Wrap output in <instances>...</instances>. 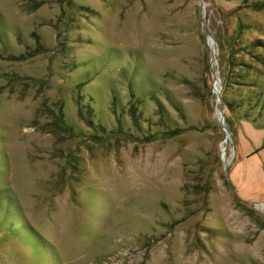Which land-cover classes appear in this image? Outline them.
Wrapping results in <instances>:
<instances>
[{
  "label": "rangeland",
  "instance_id": "obj_1",
  "mask_svg": "<svg viewBox=\"0 0 264 264\" xmlns=\"http://www.w3.org/2000/svg\"><path fill=\"white\" fill-rule=\"evenodd\" d=\"M243 79L264 0H0V264H264Z\"/></svg>",
  "mask_w": 264,
  "mask_h": 264
},
{
  "label": "trees",
  "instance_id": "obj_2",
  "mask_svg": "<svg viewBox=\"0 0 264 264\" xmlns=\"http://www.w3.org/2000/svg\"><path fill=\"white\" fill-rule=\"evenodd\" d=\"M262 42V41H258ZM260 47V46H258ZM232 63V61H230ZM241 67H247L245 63H239ZM238 84L242 85L243 87L248 86L249 89H255L252 91H247V94L244 93L241 98L232 100L227 98L223 95V104L225 105L226 109L234 112L235 116L238 114L240 115L242 120L246 122H258L264 120V86L263 84H259L255 82V84L249 85V79L237 80ZM224 85V84H223ZM225 88V87H224ZM223 88V90H224ZM55 121L56 130L57 129H64L69 131L70 129L64 124V115L61 111L59 115H57ZM92 122H90L91 124Z\"/></svg>",
  "mask_w": 264,
  "mask_h": 264
},
{
  "label": "water",
  "instance_id": "obj_3",
  "mask_svg": "<svg viewBox=\"0 0 264 264\" xmlns=\"http://www.w3.org/2000/svg\"><path fill=\"white\" fill-rule=\"evenodd\" d=\"M209 37L212 38L211 35H209ZM212 48H213V50H214V54H215V48H214V45L212 46ZM212 61H214V56H213ZM215 81H216V79H215ZM214 89H215V92H216L217 95H218V99H220L221 90H219V89L216 87V84L214 85ZM225 110H226V107L224 106L223 111L220 112V122H221V124H222V126H223V128H224V130H225V132H226V139H227V138L230 137V132H229V129L227 128V125H226ZM222 159H223V162H224V164H225V167L227 168V166H228V161L224 159L223 154H222Z\"/></svg>",
  "mask_w": 264,
  "mask_h": 264
}]
</instances>
